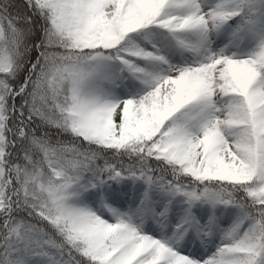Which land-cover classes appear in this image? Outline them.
<instances>
[{"label":"snow or ice","instance_id":"snow-or-ice-1","mask_svg":"<svg viewBox=\"0 0 264 264\" xmlns=\"http://www.w3.org/2000/svg\"><path fill=\"white\" fill-rule=\"evenodd\" d=\"M0 264H264V0H0Z\"/></svg>","mask_w":264,"mask_h":264}]
</instances>
